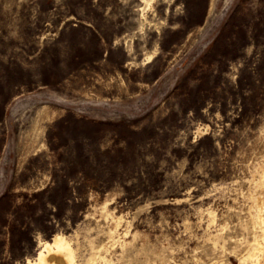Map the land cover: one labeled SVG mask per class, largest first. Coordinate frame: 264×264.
<instances>
[{
	"label": "rangeland",
	"instance_id": "1",
	"mask_svg": "<svg viewBox=\"0 0 264 264\" xmlns=\"http://www.w3.org/2000/svg\"><path fill=\"white\" fill-rule=\"evenodd\" d=\"M263 171L264 0H0V264H251Z\"/></svg>",
	"mask_w": 264,
	"mask_h": 264
},
{
	"label": "bare ground",
	"instance_id": "2",
	"mask_svg": "<svg viewBox=\"0 0 264 264\" xmlns=\"http://www.w3.org/2000/svg\"><path fill=\"white\" fill-rule=\"evenodd\" d=\"M258 180H259V178H258ZM258 182H259L258 185L260 184L264 189V171L262 174V179H260V181H258ZM256 191H258V190H256ZM260 193H261V191H260ZM251 195H254V193H252ZM258 195L259 194H257L256 200H255V203L257 201V209H256L257 212L255 213L256 216H254L255 217V220H254L255 226L254 227L258 231V233L255 232V235H253L254 236L253 240H252V242H250V245H249L248 249L246 250V252L244 254L239 255L240 261L249 260V262L251 264H264V194L261 196H258ZM254 197H255V195H254ZM254 207L256 208V206H254ZM108 212H110V211H108ZM254 212L255 211H253V213ZM251 214H252V212H251ZM119 221H121V217L117 218V222H119ZM114 222H115V220H114ZM120 223L121 222H119L118 225ZM116 227H117V225H116ZM115 231H116V229H113V227H112L111 228V236L112 237H113V234L115 233ZM102 249H103V247L98 250L99 254L97 252H95L94 255L91 258H89V260L85 264H94L96 259H98V258H104L105 259V256L101 255V252H100ZM221 262L217 261V262H214V264H223ZM22 264H77L76 252H75V249L72 246L70 240L68 239V237L65 234L56 233L52 240L42 241L39 245V250L37 251V254L33 258H27V260Z\"/></svg>",
	"mask_w": 264,
	"mask_h": 264
},
{
	"label": "trees",
	"instance_id": "3",
	"mask_svg": "<svg viewBox=\"0 0 264 264\" xmlns=\"http://www.w3.org/2000/svg\"><path fill=\"white\" fill-rule=\"evenodd\" d=\"M3 198H4V197H3ZM1 200H2V199H1ZM1 200H0V201H1Z\"/></svg>",
	"mask_w": 264,
	"mask_h": 264
}]
</instances>
